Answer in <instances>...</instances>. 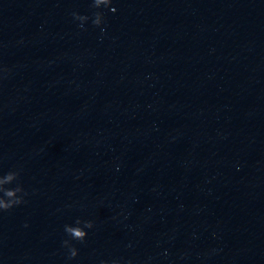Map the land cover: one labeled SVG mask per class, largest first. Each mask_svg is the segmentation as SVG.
Here are the masks:
<instances>
[{
	"label": "water",
	"instance_id": "water-1",
	"mask_svg": "<svg viewBox=\"0 0 264 264\" xmlns=\"http://www.w3.org/2000/svg\"><path fill=\"white\" fill-rule=\"evenodd\" d=\"M92 2L0 0V264H264V0Z\"/></svg>",
	"mask_w": 264,
	"mask_h": 264
},
{
	"label": "clouds",
	"instance_id": "clouds-1",
	"mask_svg": "<svg viewBox=\"0 0 264 264\" xmlns=\"http://www.w3.org/2000/svg\"><path fill=\"white\" fill-rule=\"evenodd\" d=\"M114 0H93L92 7L95 9H101L103 7L112 8V11L116 9L113 7ZM74 19L79 22L78 26L81 29L85 28V25L92 22L95 27H98L103 32L105 17L102 12H96L94 17H90L88 15H81L80 13H73ZM19 170L9 171L7 174L0 175V192L3 195H0V211L10 210L18 205H22L26 203V197L29 195L28 192L24 189L23 185H20L16 188H6V185L13 184L20 178ZM28 225L26 224L25 227ZM95 227V223L91 220H76L75 224L65 225L64 231L69 237L63 241V247L67 250L68 259L74 260L79 254L80 250L74 246L72 241H80L84 242L89 237V229H93Z\"/></svg>",
	"mask_w": 264,
	"mask_h": 264
}]
</instances>
